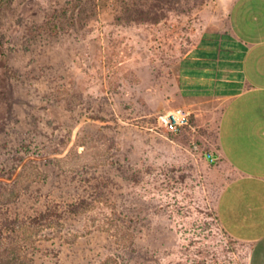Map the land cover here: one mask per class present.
Wrapping results in <instances>:
<instances>
[{
	"label": "rangeland",
	"instance_id": "rangeland-1",
	"mask_svg": "<svg viewBox=\"0 0 264 264\" xmlns=\"http://www.w3.org/2000/svg\"><path fill=\"white\" fill-rule=\"evenodd\" d=\"M75 2L0 0V180L24 187L45 178L38 162L53 158L65 171L119 175L116 201L35 234L63 252L42 261L249 264L214 213L206 115L180 99L178 83L181 61L229 0H167L158 17L132 5L149 12L158 0H130L131 11L95 0L88 25L57 35V10ZM179 111L189 123L173 131L165 117Z\"/></svg>",
	"mask_w": 264,
	"mask_h": 264
},
{
	"label": "crops",
	"instance_id": "crops-1",
	"mask_svg": "<svg viewBox=\"0 0 264 264\" xmlns=\"http://www.w3.org/2000/svg\"><path fill=\"white\" fill-rule=\"evenodd\" d=\"M178 83L212 136L217 221L249 264H264V0H229L181 61Z\"/></svg>",
	"mask_w": 264,
	"mask_h": 264
},
{
	"label": "trees",
	"instance_id": "trees-1",
	"mask_svg": "<svg viewBox=\"0 0 264 264\" xmlns=\"http://www.w3.org/2000/svg\"><path fill=\"white\" fill-rule=\"evenodd\" d=\"M158 1L157 4H151L149 12L142 9L147 7L146 3L133 2L132 5H139V12L136 13H158L154 14L158 17L163 14L157 10L163 11V3H167V0ZM123 2L131 11L132 2ZM96 6L95 0H77L74 4L58 9L53 22L56 34L66 32L68 26L84 28L91 21L87 16L89 8L94 10ZM56 162V158L38 162L40 170L47 175L24 187H19L17 180H0V264H46L42 260L54 253L50 252L46 244L50 239L37 240L35 234L44 230L51 234L48 231L55 225L82 216L99 200L116 201L119 175L113 169L82 167L65 171L59 169ZM21 163L9 170L7 175L10 179L14 178ZM62 253L59 251L53 255L60 257Z\"/></svg>",
	"mask_w": 264,
	"mask_h": 264
},
{
	"label": "built area",
	"instance_id": "built-area-1",
	"mask_svg": "<svg viewBox=\"0 0 264 264\" xmlns=\"http://www.w3.org/2000/svg\"><path fill=\"white\" fill-rule=\"evenodd\" d=\"M181 115H182V117H181ZM165 123H166V126L168 128L175 131V130H178L179 127H181L183 125H187L189 123V121L187 119V115L183 111H179V112L169 113L165 117ZM207 157L212 162H215L217 160V156L212 152H209L207 154Z\"/></svg>",
	"mask_w": 264,
	"mask_h": 264
}]
</instances>
